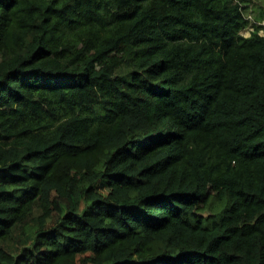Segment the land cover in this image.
Segmentation results:
<instances>
[{
  "label": "trees",
  "instance_id": "trees-1",
  "mask_svg": "<svg viewBox=\"0 0 264 264\" xmlns=\"http://www.w3.org/2000/svg\"><path fill=\"white\" fill-rule=\"evenodd\" d=\"M246 1L0 0V264H264Z\"/></svg>",
  "mask_w": 264,
  "mask_h": 264
},
{
  "label": "rangeland",
  "instance_id": "rangeland-1",
  "mask_svg": "<svg viewBox=\"0 0 264 264\" xmlns=\"http://www.w3.org/2000/svg\"><path fill=\"white\" fill-rule=\"evenodd\" d=\"M245 11L246 13H249L251 17L256 19V21H264V0H248L244 3ZM248 24H250L248 22ZM241 33L243 35L248 36L250 33V30L248 27L244 28ZM100 189L105 191L103 186L100 184L99 185Z\"/></svg>",
  "mask_w": 264,
  "mask_h": 264
},
{
  "label": "built area",
  "instance_id": "built-area-1",
  "mask_svg": "<svg viewBox=\"0 0 264 264\" xmlns=\"http://www.w3.org/2000/svg\"><path fill=\"white\" fill-rule=\"evenodd\" d=\"M244 16L248 20V22L250 23V24H247V26H246L250 30V33L255 29V25H257L258 26V30H257L258 34L264 35V21H260V20L256 21V19L251 17V15H249V13H246V12H244ZM241 31H240V33H241ZM250 33H249V35H250ZM241 34H243V33H241Z\"/></svg>",
  "mask_w": 264,
  "mask_h": 264
}]
</instances>
